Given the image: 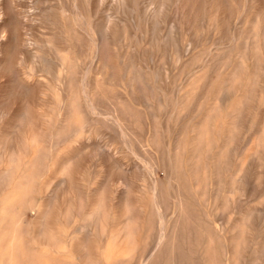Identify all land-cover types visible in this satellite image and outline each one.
I'll list each match as a JSON object with an SVG mask.
<instances>
[{"label": "rangeland", "instance_id": "rangeland-1", "mask_svg": "<svg viewBox=\"0 0 264 264\" xmlns=\"http://www.w3.org/2000/svg\"><path fill=\"white\" fill-rule=\"evenodd\" d=\"M0 264H264V0H0Z\"/></svg>", "mask_w": 264, "mask_h": 264}, {"label": "bare ground", "instance_id": "bare-ground-1", "mask_svg": "<svg viewBox=\"0 0 264 264\" xmlns=\"http://www.w3.org/2000/svg\"><path fill=\"white\" fill-rule=\"evenodd\" d=\"M93 108H94V107H93ZM94 109H95V108H94ZM31 157L33 158V156H32V155H31ZM187 158H188V157H187ZM29 159H30V158H29ZM29 159H28V160H29ZM30 161H31V160H30ZM66 163H67V162H66ZM198 181H199V180H198ZM18 188H20V189H21V188H22V184H21V185H19V186H18ZM103 190H104V189H103ZM102 194H103V193H102ZM78 230H79V229H78ZM86 231H88V230H85V231H84V233H86ZM88 233H90V231H89ZM88 233H86V234H88ZM161 234H162V233H161ZM161 236H162V235H161ZM83 237H84V236H83ZM87 239H88V238H87ZM159 243H160V242H159ZM159 245H160V244H159ZM156 246H157V243H156ZM156 248H157V247H156ZM154 250H155V249H154ZM148 259H149V258H148Z\"/></svg>", "mask_w": 264, "mask_h": 264}]
</instances>
